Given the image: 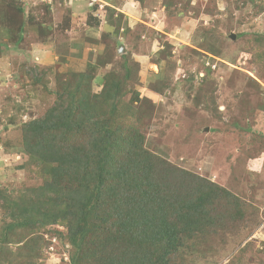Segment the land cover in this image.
Returning <instances> with one entry per match:
<instances>
[{
    "label": "rangeland",
    "instance_id": "374dc122",
    "mask_svg": "<svg viewBox=\"0 0 264 264\" xmlns=\"http://www.w3.org/2000/svg\"><path fill=\"white\" fill-rule=\"evenodd\" d=\"M80 77L94 97L119 87L116 108L91 107H113L123 134L236 199L214 198V225L170 264H264V0H0V238L51 210L24 125ZM69 226L37 230L19 264H69Z\"/></svg>",
    "mask_w": 264,
    "mask_h": 264
},
{
    "label": "trees",
    "instance_id": "16d2710c",
    "mask_svg": "<svg viewBox=\"0 0 264 264\" xmlns=\"http://www.w3.org/2000/svg\"><path fill=\"white\" fill-rule=\"evenodd\" d=\"M86 84L84 77L69 84L46 116L24 125L29 164L45 166L42 191L53 207L41 215L24 210L6 224L0 264H19L20 253L36 245L34 233L57 219L71 224L69 264H170L185 241L214 225L208 213L214 198L236 202L213 182L145 151L137 134H123L112 118L118 86L94 97ZM94 99L114 108L101 116ZM27 236L28 245L9 248Z\"/></svg>",
    "mask_w": 264,
    "mask_h": 264
},
{
    "label": "water",
    "instance_id": "95a60500",
    "mask_svg": "<svg viewBox=\"0 0 264 264\" xmlns=\"http://www.w3.org/2000/svg\"><path fill=\"white\" fill-rule=\"evenodd\" d=\"M231 39H234V36H231ZM119 52H123V50L121 49Z\"/></svg>",
    "mask_w": 264,
    "mask_h": 264
}]
</instances>
